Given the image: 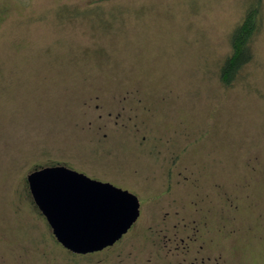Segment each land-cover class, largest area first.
Instances as JSON below:
<instances>
[{"label":"rangeland","instance_id":"374dc122","mask_svg":"<svg viewBox=\"0 0 264 264\" xmlns=\"http://www.w3.org/2000/svg\"><path fill=\"white\" fill-rule=\"evenodd\" d=\"M253 1L0 0V264L48 238L26 179L54 165L136 193L140 231L178 209L264 264V0L254 60L219 81Z\"/></svg>","mask_w":264,"mask_h":264},{"label":"flooded vegetation","instance_id":"af4514ba","mask_svg":"<svg viewBox=\"0 0 264 264\" xmlns=\"http://www.w3.org/2000/svg\"><path fill=\"white\" fill-rule=\"evenodd\" d=\"M89 164L93 165L94 163H88V166ZM66 167L78 171L73 167ZM95 168H98V166ZM36 170L39 169H35L33 172ZM83 174L94 180L110 183L137 196L136 193L128 188H124L118 182L105 179V177H100L95 173ZM26 184L31 194L27 179ZM171 189L172 183L171 179H169L165 183L164 194L170 195ZM200 201L201 204H193L194 212L203 211V218H208L209 222L214 220L215 222H220L221 220L226 222V217L217 211L219 206L215 205L214 208L206 209L204 206L201 207L204 199ZM139 202L140 215L138 219L118 241L101 250L76 253L66 248L58 240L50 223L34 201L37 209L40 211L39 215L47 223L49 236L41 240L37 246H25L23 249L20 248V252H14L10 262L7 264H243L238 258L230 256L222 249L221 242L218 240L222 231L221 229L219 230L214 226H211L214 230L210 229L208 223L199 216V219L198 217L191 218L192 223H189L190 221L186 222L185 218L179 219L181 213L178 209H175L173 213L168 210L162 219H154L153 222L158 223L156 226H147L145 231L138 230V226L143 220V204L140 199ZM173 207L175 208V206ZM231 220H236V218L233 217ZM184 221L187 224L181 225ZM222 229L229 233L226 226L222 227ZM232 229H234L231 232L232 234L237 235L243 232V229L240 228L234 227ZM212 231H215L217 235L215 239L210 236Z\"/></svg>","mask_w":264,"mask_h":264},{"label":"water","instance_id":"95a60500","mask_svg":"<svg viewBox=\"0 0 264 264\" xmlns=\"http://www.w3.org/2000/svg\"><path fill=\"white\" fill-rule=\"evenodd\" d=\"M27 180L55 236L76 253L112 245L140 215L136 195L66 166L41 168L29 174Z\"/></svg>","mask_w":264,"mask_h":264},{"label":"trees","instance_id":"16d2710c","mask_svg":"<svg viewBox=\"0 0 264 264\" xmlns=\"http://www.w3.org/2000/svg\"><path fill=\"white\" fill-rule=\"evenodd\" d=\"M263 27V0H254L230 35V54L220 65L219 81L230 88L254 60V43Z\"/></svg>","mask_w":264,"mask_h":264}]
</instances>
